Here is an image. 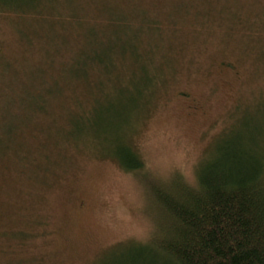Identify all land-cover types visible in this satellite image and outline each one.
<instances>
[{"label": "rangeland", "instance_id": "1", "mask_svg": "<svg viewBox=\"0 0 264 264\" xmlns=\"http://www.w3.org/2000/svg\"><path fill=\"white\" fill-rule=\"evenodd\" d=\"M248 142L264 0H0V264H131L159 232L153 185L195 187Z\"/></svg>", "mask_w": 264, "mask_h": 264}, {"label": "trees", "instance_id": "2", "mask_svg": "<svg viewBox=\"0 0 264 264\" xmlns=\"http://www.w3.org/2000/svg\"><path fill=\"white\" fill-rule=\"evenodd\" d=\"M81 60L73 77L83 81L91 70L85 53ZM74 124L86 134L82 122ZM130 151L122 149L120 166L137 171L142 163ZM151 196L159 207V232L133 244L131 264H264V149L249 142L223 145L200 167L195 187L179 180L172 187L154 184Z\"/></svg>", "mask_w": 264, "mask_h": 264}]
</instances>
